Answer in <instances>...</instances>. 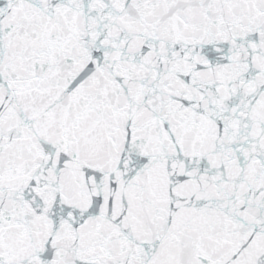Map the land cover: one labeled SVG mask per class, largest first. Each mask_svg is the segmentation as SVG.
Masks as SVG:
<instances>
[{
    "label": "snow or ice",
    "instance_id": "6c2138e0",
    "mask_svg": "<svg viewBox=\"0 0 264 264\" xmlns=\"http://www.w3.org/2000/svg\"><path fill=\"white\" fill-rule=\"evenodd\" d=\"M0 264H264V0H0Z\"/></svg>",
    "mask_w": 264,
    "mask_h": 264
}]
</instances>
